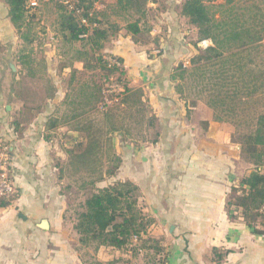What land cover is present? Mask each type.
Masks as SVG:
<instances>
[{
    "label": "crops",
    "instance_id": "1",
    "mask_svg": "<svg viewBox=\"0 0 264 264\" xmlns=\"http://www.w3.org/2000/svg\"><path fill=\"white\" fill-rule=\"evenodd\" d=\"M161 1H148L140 17L139 33L146 30L150 41L134 40L117 19L121 29L104 48L123 60L129 86L142 89L157 119L158 136L155 142L139 136L122 141L115 133L112 144L121 162L100 186L115 180L138 186V202L154 220L150 231L160 239L164 264H264V234L231 219L226 209L231 186L253 165L241 158L231 123L215 120L204 102L190 106L176 92L174 68L196 53L197 33L180 13L183 0ZM43 117L38 114L24 128H0L16 190L15 199L0 208V264H87L90 256L101 263L116 259L118 251H95L79 243L74 217L66 215L58 165L67 158L69 142L54 135L46 139ZM67 132L69 138L75 135Z\"/></svg>",
    "mask_w": 264,
    "mask_h": 264
},
{
    "label": "trees",
    "instance_id": "2",
    "mask_svg": "<svg viewBox=\"0 0 264 264\" xmlns=\"http://www.w3.org/2000/svg\"><path fill=\"white\" fill-rule=\"evenodd\" d=\"M55 1L58 5L54 39L60 54L69 55L72 51L71 59L60 64L62 70H67L68 89H75L74 84L84 71L100 70L104 77L101 83L84 80L74 93L66 92L63 114L57 117L53 113L44 126L46 139L64 123L75 133L67 167L76 175L82 174L79 190L90 191L76 212L73 229L81 246L95 251L107 248L119 252L128 247L133 251L153 250L156 255H162L157 264H164L160 239L150 231L154 220L139 205L138 186L128 180L96 185L113 176L121 162L112 144L115 133L122 141L139 136L155 142L158 136L157 119L142 89L129 86L123 60L104 50L121 29L114 18L124 21L126 31L137 40L134 36L139 33L140 17L151 0H115L107 11L95 7L98 0H73L72 8ZM212 1L181 3V15L196 29L197 52L190 57L188 68L182 63L174 68L172 79L177 80L176 92L187 100L181 79L186 72L196 77L201 85L198 93L206 95L204 103L213 111L215 120L246 125L237 142L241 158L253 168L231 186L226 209L231 219L244 222L256 234H264V109L259 106L264 95V19L258 13L243 18V14L233 10L235 0H225L223 4ZM4 2L9 23L24 44H30L29 33L36 12L27 7V0ZM202 40H210L212 44L200 49L197 42ZM76 42L81 43L79 48H75ZM27 61L21 56L19 62ZM74 62H80L82 68L74 67ZM107 81L120 85L121 91L108 92ZM106 99L111 102L106 103ZM189 104L193 106L195 102ZM137 126L138 130L133 132ZM149 133L153 136L150 139ZM59 171L61 179L63 167ZM15 197L16 192L0 197V208L8 206ZM133 238L136 242L132 246ZM96 263L116 264V260Z\"/></svg>",
    "mask_w": 264,
    "mask_h": 264
},
{
    "label": "rangeland",
    "instance_id": "3",
    "mask_svg": "<svg viewBox=\"0 0 264 264\" xmlns=\"http://www.w3.org/2000/svg\"><path fill=\"white\" fill-rule=\"evenodd\" d=\"M158 2L162 1L158 0ZM113 3L111 0H98L95 7L107 11L110 8L109 5ZM57 5L55 0H48L39 4L36 8H32L31 11L36 12L29 33L32 42L24 44L25 42L19 38L6 17L7 8L4 0H0V128H4V132H7L10 128H15L16 122L19 127L24 128L36 119L38 114L44 115L43 119L46 120L54 114L60 117L65 108L63 100L66 92L69 94L74 93L78 85L84 80L98 83L104 80L101 75L103 72H100V70L84 71L75 82V89H68L67 70H62L60 64L61 61L66 62L71 59L72 51L69 55L60 54L54 39ZM234 7L233 10L243 14V18L258 13L264 19V0H236ZM145 31L138 33L134 38L141 42L150 41L151 38ZM80 45V42L74 44L75 48H79ZM21 56L28 60L27 63L21 64L19 62ZM189 59L180 60L176 66L182 63L188 68L190 65ZM80 64V62H74V67L78 68ZM110 81H113V78H110ZM105 84L108 87L111 83L107 81ZM180 84L182 93L189 102H205L206 95L198 93L201 85L196 77H190L186 72L183 74ZM56 96H58L59 101L54 103L53 100ZM259 102L260 109L263 110L264 95ZM6 106H9V108L7 109ZM244 126L246 125H243V122L233 125L234 131L231 135L233 140H238V134L241 130H244L242 129ZM70 127L69 124L64 123L55 128L52 133L58 140L69 142L66 148L67 154L74 147L73 138H69L67 135L68 129L71 130ZM137 130L138 126L133 132ZM140 131H143V126H140ZM45 134L46 132H44ZM139 135L141 136V134ZM148 137L150 139L153 136L149 133ZM68 160L67 155L62 163L58 162V165L63 167L62 187L65 191L66 215L75 217L90 189L86 187L87 189H83L84 191L79 190V183L83 180L82 176L80 180L82 174H74L67 167ZM110 179L111 177L105 178L103 181L97 182L96 185L106 184ZM135 242V240L132 241V246L135 245ZM160 256L162 257V255ZM160 256L156 255L153 250L139 249L133 251L131 247H128L126 250L119 251L116 259L113 260H116V264H157V259H161ZM87 264H97L96 259L91 256L87 257Z\"/></svg>",
    "mask_w": 264,
    "mask_h": 264
},
{
    "label": "built area",
    "instance_id": "4",
    "mask_svg": "<svg viewBox=\"0 0 264 264\" xmlns=\"http://www.w3.org/2000/svg\"><path fill=\"white\" fill-rule=\"evenodd\" d=\"M48 0H27V7L29 9L36 8L39 4L42 2H45ZM65 5H67L69 8H72L73 0H59ZM208 46L206 40H202L199 43V47L204 49ZM122 87L118 84H110L108 86V92H120ZM111 100L106 99V103H110ZM8 164H9V152L8 147L1 142L0 140V197H8L11 194H13L15 190V186L9 176L8 173ZM133 240H136L133 238Z\"/></svg>",
    "mask_w": 264,
    "mask_h": 264
},
{
    "label": "water",
    "instance_id": "5",
    "mask_svg": "<svg viewBox=\"0 0 264 264\" xmlns=\"http://www.w3.org/2000/svg\"><path fill=\"white\" fill-rule=\"evenodd\" d=\"M7 107V109L9 108V106H6Z\"/></svg>",
    "mask_w": 264,
    "mask_h": 264
}]
</instances>
